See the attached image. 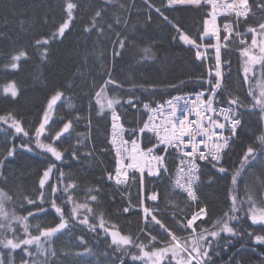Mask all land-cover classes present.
Instances as JSON below:
<instances>
[{"label": "trees", "instance_id": "16d2710c", "mask_svg": "<svg viewBox=\"0 0 264 264\" xmlns=\"http://www.w3.org/2000/svg\"><path fill=\"white\" fill-rule=\"evenodd\" d=\"M64 2L0 0V84L14 80L19 90L12 102L0 96V114L15 113L21 126L29 133L24 136L10 125L0 123V189L12 197L4 204L9 218L13 214L27 216L29 232L36 235L37 227L55 226L59 219V214L49 204L48 186L55 187V195L60 196L61 189L75 184V188L69 189L73 201L87 202L93 209L89 223L93 222V216H103L109 232L105 233L100 228L91 231L86 225L74 222L68 215L71 205H62L57 199L56 204L65 209L68 225L48 238V243L44 244L46 252L38 254L35 243L22 246L29 249L31 256H25L20 249L10 250L0 245V256L4 264H21L22 259L28 264L33 261L37 264H144L141 259H132L138 248L118 247L112 243L111 232L139 237L146 245L150 236H156L160 246L164 247V238L159 234L162 230L158 225L145 223L140 209L142 188L139 180L128 190L117 189L107 179V173L114 171L116 164L108 144L111 110L105 107L102 115L98 112L100 104H106L107 99H118L120 103L114 108L128 129V137L132 138L133 131L141 128L145 119L146 114L142 110L145 103L155 105L175 94L205 88L206 65L198 61L195 51L179 38L181 32L193 38L200 35L198 28L202 26L203 13L192 5L168 7L167 0H74L78 4L77 18L64 37L50 42L45 58L43 50L36 48L35 40L48 37L55 31L63 16ZM257 3L259 0H251L253 13L257 12ZM156 8H160L168 20L157 13ZM96 11H101V17L96 20L102 31L97 28L85 31ZM259 18L257 14L256 19ZM248 40L250 44L249 37ZM120 41H123V48ZM240 47L238 42L231 43L223 55L224 87L248 105L243 109L244 123L238 129L236 144L222 160L228 171L219 173L212 163H203L196 205L174 190L167 177L144 178V194L147 196L152 191L159 194L158 203L151 205L147 201V206L156 209L154 215L158 219L163 218L162 223L177 237L188 235V231L180 230L185 216L190 217L199 207L206 209L205 218L196 221L201 228L195 234L199 237L201 231L206 230V239L198 240V245L206 247L208 255L197 258L205 264H264L260 256H264V244L255 242V235H264L260 224H253L247 215L238 212L234 214L238 218L231 221L235 235L213 227L229 212L233 195L237 196V204L245 209L249 198L256 201L257 207L264 199V185L261 183L264 180V156L260 155L262 149L255 139L261 134L264 121L257 114H249L258 112V109L251 108V97L247 94L250 88L258 94L259 85L252 80L243 82L245 58L240 55ZM22 50L29 54L27 62L22 59L17 70L5 68L11 57ZM109 77L119 87L108 84L98 104L95 93ZM260 78L257 73L256 79ZM56 91L64 95L49 114L50 126L52 122L73 121L71 139L63 146L64 159L61 161H55L42 147L48 142L45 139L48 133L39 138L38 146L33 131ZM145 143L148 141L143 140ZM56 144L59 146L60 142ZM240 145H252L256 149V159L241 170L237 184L233 185L231 177L240 166ZM53 163L56 167L41 189L39 181ZM41 191L44 193L43 201L39 197ZM93 194L97 195L96 201L90 199ZM28 199L35 203L29 204ZM126 207L128 212L123 211ZM29 210L33 215H28ZM84 212L85 209H80L79 215ZM0 223L8 221L0 219ZM96 223H99L98 219ZM11 227L14 231L0 229V239H13L14 235L28 238L18 221L11 220ZM212 231L217 235H210ZM44 240L41 237V243ZM172 264L178 263L173 259ZM192 264L196 261L193 260Z\"/></svg>", "mask_w": 264, "mask_h": 264}, {"label": "snow or ice", "instance_id": "6c2138e0", "mask_svg": "<svg viewBox=\"0 0 264 264\" xmlns=\"http://www.w3.org/2000/svg\"><path fill=\"white\" fill-rule=\"evenodd\" d=\"M174 5H192L193 7L200 8V11L203 13L201 17L202 28L200 35L193 38L187 33L181 32L179 37L185 44L191 46V48L195 50L196 59L200 60L203 64L209 55L207 50L209 48L213 50L211 53L213 64L208 68L206 75V81L209 85L207 93L201 91L197 95L198 100L203 97L201 100V103L205 104L203 115H201L199 110H196L195 119L189 120V114L193 112V109L186 106L182 115H177L178 110L173 107L169 113V115L173 117V120L169 122V126L164 132H157L155 128L145 123L138 132L133 131V135L136 136V139L130 141L132 146L131 149H129L125 147L129 141L123 140L122 135L119 136V145H117L118 136L115 129L118 126L116 122L120 117L114 105L119 104L120 101L115 98L107 99L106 104H100L98 114L102 115L105 107L111 110L110 115L113 121L112 128L114 130L111 143L117 146L115 148V168L114 171L108 173V179L110 181L114 180L116 184H126L129 180H139L142 188L144 167L141 166L139 162L141 158L155 161L154 165L150 164L148 175L158 177L168 171L166 157L172 158L173 153L179 152L180 165L175 186L186 194L187 199L197 201L198 197L194 187L199 180L198 172L200 166L197 161L207 160L209 163L213 164V167L217 168L219 173H226L228 171V169L224 167L222 160L225 156L230 154L229 150L231 146L236 144L235 138H238V129H240L244 123L242 120L244 113L241 109L248 107L238 96L234 95H229L225 99L226 107L217 108L214 106L217 102L218 91L221 92V94L228 92L227 87H222L221 49L230 47L231 43L238 42L241 45L240 55L245 58L244 75L242 77L243 82L247 83L252 80L259 85L258 94L253 88H250L247 93L248 96L251 97L249 101L251 108L258 109V112H250L249 114H257L260 120L264 121V40L258 44L256 39L257 35L264 37V0H259V3L256 4L257 12L255 13L252 11V5H250L249 0H223V2H221V0H167L168 7ZM201 5H203V7H200ZM77 9L78 4L74 2V0H65L62 5L63 16L56 25L55 31L48 37L35 40L36 48L38 50H43L42 55L45 58L48 51L47 46L50 42L64 37L65 32L73 25V21L77 18ZM155 10L165 20H168V17L160 11V8H156ZM257 14H259V19H256ZM218 15L231 16L232 19L224 23L221 28L217 25ZM98 17H101V11L95 12V16L90 21L89 26L85 28V31H91L93 28L102 31V28L97 24L96 18ZM241 26L243 30H241ZM177 31L180 32V29L177 28ZM246 37L250 38V44ZM205 40H207V43H205ZM123 46V41H120V47L123 48ZM22 59L24 62H27L29 59L27 51L22 50L13 55L10 63L6 64L5 68L10 67L13 70L19 69ZM257 65H259V67H256ZM257 73H259L260 79H256ZM108 84H114L119 87L118 83L109 77L100 91L95 93L98 104L100 103L99 98L101 93L105 91ZM18 94L19 90L14 80L11 82L5 81L3 84H0V96L4 97L9 102L15 101ZM63 95V92L56 91L50 97L38 127L33 130L37 138L38 146H40L39 138L45 135V133H48L45 136L48 142L44 143L42 147L55 158V161L64 159L63 152L65 149L63 146L66 141L71 139L72 133L70 130L73 128L72 120H66L62 124L52 122L50 126L49 114L57 102L61 100ZM128 102L131 103V101ZM185 103L187 105L188 101ZM169 104H171V101H169ZM145 107L148 106L145 105ZM209 113L212 115H209ZM213 116H215V118H213ZM221 116L223 120L220 119ZM0 123L10 125L17 133H22L24 136L29 135L21 126L18 117L13 112L0 114ZM89 123L91 122L89 121ZM120 128L122 132L123 126L120 125ZM225 129H227V135H225ZM146 130L152 132L155 138L153 139V137L145 136L144 133ZM198 136L201 138L197 139ZM61 137H63V140ZM141 137H143V140L148 141V143L143 144V147H141ZM185 137H187V139H185ZM255 139L262 149L260 155L264 156V127L261 129V134L256 136ZM57 141L60 142L59 146L56 144ZM201 145H204V148H201ZM240 147L242 148L240 166L231 177L233 185L237 184V177L240 175L241 170L256 159V149L252 145H240ZM170 148L172 152H169ZM9 154L11 155V152ZM72 155L75 157V152H73ZM54 167H56L55 163L44 172L43 178L39 181L41 189L44 188L45 181L48 180L49 173ZM130 172L131 176L129 175ZM60 175L62 176L63 173H60ZM261 183L264 185V180H262ZM75 187V184H68L60 190L61 195L56 196L57 189L52 185L48 186V201L50 206L55 210V213L59 214V219L55 226H47L43 229L37 227L36 235H32L29 232L27 216L20 217L13 214L11 218H9L4 204L5 201H10L12 197L3 189H0V219L8 221V223H0V229L14 231L11 227V220H15L23 225L24 233L28 237L18 238L15 235L13 239H7L5 237L4 239H0V245L10 250L20 249L25 256H31L29 249L22 246L35 243V251L38 254L45 253L44 244L48 243V238H51L55 233L65 229L68 225V221L65 219L64 215L65 209L56 204L57 199L61 200L62 205H71L68 215L74 222L86 225L91 231L100 228L103 229L105 233L109 232V229L105 228L103 216H93V222L89 223V214L92 213L93 209L88 206L87 202L76 203L73 201V194L69 192V189ZM89 191L91 192V189ZM65 193L68 194L65 195ZM158 196L159 194L157 192L152 191L148 199L157 201ZM39 197L43 201L44 193L42 191L39 193ZM90 199L91 201H96L97 195H91ZM231 200L232 206L229 212L224 214V218L216 222V225L213 226L214 228L218 227L220 231H227L235 235V226L231 224V221L238 218L234 215L238 212L247 215L253 224H260L262 228H264V199L260 201L261 206L257 207L256 201L249 198L247 209L237 204L236 195H233ZM27 202L29 204L35 203L33 199H28ZM82 208L85 209V212L79 215V210ZM41 211H43V209H41ZM123 211L128 212L129 208L126 207ZM152 211L153 210L149 208L143 209L145 223L159 226V229L162 230L159 234L163 236L166 246L161 247L156 236H150L146 245L141 242L139 237L133 238L122 235L119 231L111 232L112 243L116 244L118 247L132 246L138 248L139 251L137 255L133 256L132 259H141L144 261V264H172V260L177 257L178 250L186 254L185 259L180 261L179 264H192L193 260L196 261V264H201L200 259H197V257H207L208 253L206 247L198 245V240L206 239L204 235V231L206 230H202L199 237H196V230L201 228V225L196 224V221L202 220L207 215L206 209L204 207H199L190 217L185 216L183 218L180 230L182 232L188 231V235L182 237H177L174 231L170 230L162 223L163 218L158 219L156 215L152 214ZM28 215H33L31 210L28 211ZM97 219L99 220L98 224L96 223ZM210 235L216 236L217 232L212 231ZM41 237L45 238L44 243H41ZM190 239L191 244L189 243ZM255 242L264 244V235H255ZM146 246L148 247L147 251H145ZM170 251L172 252L171 257L166 255ZM52 254L54 255V253ZM0 264H4L2 256H0ZM21 264H28V262L22 259ZM32 264H37V262L33 261Z\"/></svg>", "mask_w": 264, "mask_h": 264}, {"label": "built area", "instance_id": "2783aa9c", "mask_svg": "<svg viewBox=\"0 0 264 264\" xmlns=\"http://www.w3.org/2000/svg\"><path fill=\"white\" fill-rule=\"evenodd\" d=\"M221 2H223V0H221ZM249 3H250V0H249ZM174 6H177V5H174ZM174 6H172V7H174ZM224 17H231V16L218 15V17H217V25L220 26L221 28H222V26H223L224 23H227V22L230 21V20H225V21L221 22V20ZM231 19H232V17H231ZM207 51H208L209 55L207 56L205 62L207 64V67L209 68L213 64V58L211 56V53H212L213 50L211 48H209ZM221 61H222L223 81H224L225 69H224L223 59H222V49H221ZM208 87H209V85L206 84V87L205 88H203V89H201V90H199L197 92L177 94V95L168 97V98L164 99L161 102H158L157 104H155L153 106H148L147 105L148 107H145V105H144L142 107V110L145 112L146 117H145V120H144V122L142 124V127H143V125L145 123H148L151 127L155 128V130L157 132H164V130L169 126V122L173 120V117H171L169 115V113L171 112V110H172L173 107H175L178 110L177 111V115H182L183 110L185 109L186 106L188 108L193 109V112L189 114V120L195 119V111L196 110H199L201 112V115H203L204 108H205V104L201 103V100L203 99V97H201L200 100H198L197 99V95L201 91H204L205 93H207ZM222 87H224L223 84H222ZM229 95H233V94H231L229 91L227 93L221 94V92L218 91V93H217V102L214 104V106L217 107V108H219V107H226L227 105L225 104V99ZM240 100L243 101L242 99H240ZM169 101H171V104H169ZM186 101H188L187 105L185 103ZM244 104H246V103L244 102ZM161 106H163V107H161ZM241 111L243 112V109H241ZM117 114L119 115L118 112H117ZM209 115H212V114L209 113ZM213 118H215V116H213ZM220 119L223 120V117L221 116ZM112 123H113V121H112ZM112 123H111V126H110L109 138L108 139H109L110 147L113 150V152L115 154V157H116L115 148H116L117 145H119V136L122 135L123 140L129 141V143L127 145H125V147H128L129 149H131V146H132L130 141L133 140V139H128V137H127V131L128 130L123 125V123L121 121V118H120L116 122L118 126L115 129V132L117 133V136H118L117 145H113L111 143L112 138H113V131H114L113 128H112ZM120 125L123 126V131L122 132H121ZM145 133H147L150 136H152L153 138H155L154 137V134L152 132H148L146 130ZM227 134H228L227 133V129H225V135H227ZM200 138L201 137H199V136L197 137V139H200ZM134 139H136V138H134ZM185 139H187V137H185ZM141 140H142V137H141ZM141 147H143V143H141ZM200 147L201 148H204V145H201ZM169 152H172V149L171 148L169 149ZM179 155H180L179 152H176V153H173V157L172 158L166 157V163H167V166H168V171L166 173H163L162 175H164L168 179H170V181L172 183V186H173V188L176 191H179V192L183 193V191L181 189H179V188H177L175 186V181L178 178V173H179V165H180ZM185 159H187V158H185ZM139 162H140L141 166L144 167V175H148V169H149L150 164H152V165L155 164V161H150L149 159H146V158H141ZM204 162H208V161L207 160H205V161H197V163L199 164L200 167H199V172H198L199 180H198L197 184L194 185L195 191H197V187L200 184V176H201V171H202V167H203V163ZM171 168H172V172L170 171ZM129 175L131 176V172L129 173ZM148 176L149 177H153V178H159L160 177V176L154 177V176H150V175H148ZM107 178H108V174H107ZM110 182L117 189H125V188L130 189L131 185H133V183L135 181L129 180V182L126 183V184H116L114 182V180L113 181H110ZM183 194L186 196L185 193H183ZM196 195H197V193H196ZM157 201H158V199H157ZM188 201H190V202H192L194 204L197 203V201H191L189 199H188ZM153 202H156V201H153Z\"/></svg>", "mask_w": 264, "mask_h": 264}, {"label": "rangeland", "instance_id": "374dc122", "mask_svg": "<svg viewBox=\"0 0 264 264\" xmlns=\"http://www.w3.org/2000/svg\"><path fill=\"white\" fill-rule=\"evenodd\" d=\"M250 5H251V0H250ZM201 6H203V5H201ZM231 20V19H230ZM242 30V29H241ZM246 39H248V37H246ZM256 39H257V42H258V44L262 41V40H264V37H261L260 35H257V37H256ZM225 49V48H224ZM133 186L134 185H131V187H130V189L131 188H133ZM143 211V210H142ZM166 246V245H165ZM167 256H169V255H172V252L170 251V252H168L167 254H166ZM185 254L182 252V251H179L178 250V252H177V257H176V261H177V263L179 264V262L180 261H182V260H184L185 259ZM198 258V257H197ZM201 264H205V263H202L201 262Z\"/></svg>", "mask_w": 264, "mask_h": 264}, {"label": "bare ground", "instance_id": "6f19581e", "mask_svg": "<svg viewBox=\"0 0 264 264\" xmlns=\"http://www.w3.org/2000/svg\"><path fill=\"white\" fill-rule=\"evenodd\" d=\"M144 105L153 106L154 104L145 103ZM144 105H143V106H144ZM110 118H111V115H110ZM111 120H112V118H111ZM108 144H109V139H108ZM109 146H110V144H109Z\"/></svg>", "mask_w": 264, "mask_h": 264}, {"label": "water", "instance_id": "95a60500", "mask_svg": "<svg viewBox=\"0 0 264 264\" xmlns=\"http://www.w3.org/2000/svg\"><path fill=\"white\" fill-rule=\"evenodd\" d=\"M255 250V249H254ZM256 251V250H255ZM263 259H264V256L263 255H260Z\"/></svg>", "mask_w": 264, "mask_h": 264}]
</instances>
